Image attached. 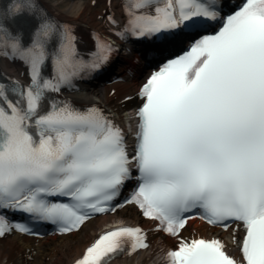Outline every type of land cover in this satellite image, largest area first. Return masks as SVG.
<instances>
[{"label":"snow or ice","instance_id":"6c2138e0","mask_svg":"<svg viewBox=\"0 0 264 264\" xmlns=\"http://www.w3.org/2000/svg\"><path fill=\"white\" fill-rule=\"evenodd\" d=\"M121 8L123 21L115 12L106 19L122 43L93 32L84 52L78 25L44 0H0V61L30 77L0 75V241L43 238L44 223L71 236L98 214L136 205L157 232L180 238L167 264H264V0H123ZM82 11L73 4L69 14ZM133 44L151 71L130 150L112 113L63 94ZM195 216L227 230L231 245L185 238ZM150 247L148 231L123 224L73 264H112ZM26 256L32 264L39 250Z\"/></svg>","mask_w":264,"mask_h":264},{"label":"bare ground","instance_id":"6f19581e","mask_svg":"<svg viewBox=\"0 0 264 264\" xmlns=\"http://www.w3.org/2000/svg\"><path fill=\"white\" fill-rule=\"evenodd\" d=\"M49 4L50 11L59 16L62 20H69L78 25L79 34L82 36L80 44L81 50L89 52L94 48L95 41L92 38V30L99 29L105 34L112 35L108 28L106 15L110 10H116L120 16H123L120 0H44ZM73 4H82L83 11L79 15L70 13V6ZM57 5V6H53ZM0 70L9 76L16 78H27L26 69L22 65H15L10 62L0 61ZM79 97V95H83ZM83 94L71 92L65 97L75 101L82 102L85 105L96 103L112 110L117 115L122 114L126 109L134 107L136 104L137 90L135 83L116 84L94 90H87ZM131 96L134 99L129 100ZM119 221L127 222L133 225L143 224L147 230H153L154 226L149 222L143 221V218L136 209L128 208L124 213L114 216L98 218L88 223L79 234L62 238H49L42 242H36L29 238L16 235L7 240L0 241V264H30L26 253L29 249H38L39 256L32 264H71L76 258L83 254L86 247L98 236L99 233L117 225ZM154 234V232H153ZM200 234L205 236L217 235L227 237L231 245L229 234H220L210 229L203 223H198L196 228L188 230L185 235L196 237ZM155 241L150 251L141 256L127 255L122 259L123 264H132L136 261L147 262L148 259L154 260L161 252V247H173L174 241L165 237L163 234L154 235ZM175 246V245H174Z\"/></svg>","mask_w":264,"mask_h":264}]
</instances>
